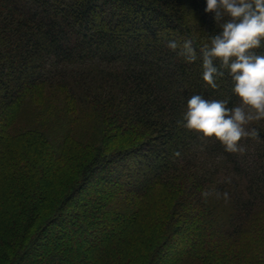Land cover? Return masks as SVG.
Instances as JSON below:
<instances>
[{"label":"trees","instance_id":"trees-1","mask_svg":"<svg viewBox=\"0 0 264 264\" xmlns=\"http://www.w3.org/2000/svg\"><path fill=\"white\" fill-rule=\"evenodd\" d=\"M206 6L0 0V264H264V120L243 153L183 126L193 95L242 104L202 79Z\"/></svg>","mask_w":264,"mask_h":264},{"label":"clouds","instance_id":"clouds-1","mask_svg":"<svg viewBox=\"0 0 264 264\" xmlns=\"http://www.w3.org/2000/svg\"><path fill=\"white\" fill-rule=\"evenodd\" d=\"M205 12L215 13L221 31L211 37L210 45L205 43L200 49L202 79L216 89V79L228 70L234 82L233 92L242 104L228 108L227 100H206L193 95L187 102L183 126L203 133L204 137L214 136L229 153H243L244 148L238 146L242 138H260L257 128L246 130V126L264 120V55L253 51L264 40V0H207ZM167 47L172 51L179 49L178 54L188 63L197 59L192 39H184L183 43L171 40Z\"/></svg>","mask_w":264,"mask_h":264},{"label":"rangeland","instance_id":"rangeland-1","mask_svg":"<svg viewBox=\"0 0 264 264\" xmlns=\"http://www.w3.org/2000/svg\"><path fill=\"white\" fill-rule=\"evenodd\" d=\"M88 135H91V134H88ZM81 142H82L81 137L80 138L76 137V139H74V141H72V143H71L70 147H72V148H69L70 149L69 153L75 154L77 152H80V150H81L80 143ZM12 151H15V150L12 149L11 152ZM155 208H156V211H155L156 213L157 212H160V213L163 212V204L158 205V206L156 205ZM153 218H155V216L153 214V211H151V213L148 215V217L144 221H142L147 226V229H146L147 231H149L150 227H153L156 225L155 220Z\"/></svg>","mask_w":264,"mask_h":264}]
</instances>
